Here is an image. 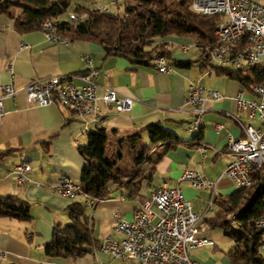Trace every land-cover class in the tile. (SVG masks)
<instances>
[{
    "label": "crops",
    "instance_id": "crops-1",
    "mask_svg": "<svg viewBox=\"0 0 264 264\" xmlns=\"http://www.w3.org/2000/svg\"><path fill=\"white\" fill-rule=\"evenodd\" d=\"M101 1L110 12L111 7H120L115 0ZM122 1L126 8L127 0ZM252 1L264 5V0ZM92 3L96 6L98 0ZM21 13V9H14L16 16ZM162 42L170 52L168 60L173 66V71L166 74L155 70L152 63L142 65L125 57L107 55L101 46L92 43L70 40V44H52L41 30L21 34L15 29L14 19L0 15V97L1 87L10 83L22 91L4 101L0 154H10L0 159V196H15L27 202L33 217L31 222L0 218V264H140L137 260L98 252L96 248L107 238L124 239L116 229L117 212L122 220H133L140 205L153 191L162 188L183 191L193 211L203 217L199 225L202 237L213 241L192 251L191 258L199 264H231L229 253L236 243L226 231L237 229L240 224L233 221L235 213L229 211L227 198L240 188H232L233 182L224 175L234 160L227 153V146L230 134L234 138L243 135L234 119L238 113L236 95L243 91L247 98L255 96L238 81L218 75L212 66L216 64L205 61L207 57L194 39L167 37ZM184 46L190 50L184 51ZM85 56L98 71V94L102 96L112 89L119 97H130L134 100L130 110L119 112L100 100L102 121L96 124L94 115L77 118L72 109L59 104L41 107L28 103L23 91L28 84L53 77L81 76L88 71ZM176 61H190L193 65L181 68L173 64ZM72 82L82 85L79 79ZM191 84L216 91L222 99L206 102L200 127L189 132L187 125L194 119L191 108L186 105ZM241 119L254 128H264L258 120L248 121L246 114ZM152 123L177 134L181 142L170 149L162 146L152 151V158L161 154L163 157L153 177L142 184L139 197H130L123 188H112L107 198L86 211L95 241L91 253L77 259L47 255L45 245L51 241L54 227L69 223L68 208L75 202L59 195L57 186L64 177L80 184L85 160L78 148L87 145L89 134L98 128H105L109 133L117 131L111 136L116 143L131 138ZM216 125L222 129L217 131ZM199 134H202L200 140H193ZM202 148L206 149L205 153ZM24 162L31 164L32 171L28 174L30 182L20 186L13 179L12 170ZM188 170L198 171L215 187L196 190L190 181L181 180ZM214 222H229L231 227H216ZM260 252L264 255L263 250Z\"/></svg>",
    "mask_w": 264,
    "mask_h": 264
},
{
    "label": "trees",
    "instance_id": "trees-1",
    "mask_svg": "<svg viewBox=\"0 0 264 264\" xmlns=\"http://www.w3.org/2000/svg\"><path fill=\"white\" fill-rule=\"evenodd\" d=\"M192 1L136 0L134 5H126L123 14H127V18L120 13L77 6L75 12H89V17L75 23L70 19H61L70 10L71 0H0V15L14 19L15 29L21 34L41 30L42 24L54 21L60 37L92 43L101 46L107 55L150 65L158 51H162L170 60V52L162 42L167 37L191 38L200 46L218 42L215 29L220 17L194 12ZM14 9H21L22 13L16 16ZM205 61L211 60L207 58ZM173 64L189 68L193 62L176 61ZM212 66L218 75L238 81L250 92L255 85L264 82V65L241 70ZM116 133L98 128L89 134L87 145L78 148L85 160L80 184L94 200L107 198L112 188H123L130 197H139L142 184L153 177L156 165L163 157L161 154L152 158V151L162 146L170 149L181 142L177 134L158 123H152L131 138L117 141L114 152L108 156V146L113 144L111 136ZM144 134L150 144L140 148L138 143ZM201 135L193 140H200ZM8 154H0V159ZM227 203L229 211L235 213L233 221L240 224L239 228L226 231V235L236 243L229 253L231 264H264V255L259 249L264 243V230L256 226V219L264 211V172L252 173V187L240 188L228 196ZM86 211L81 201H75L68 208L69 223L54 227L52 239L45 245L47 255L77 259L91 253L95 241ZM0 218L21 222L33 220L30 205L15 196H0ZM230 224L213 223L216 227L225 228H230Z\"/></svg>",
    "mask_w": 264,
    "mask_h": 264
},
{
    "label": "built area",
    "instance_id": "built-area-1",
    "mask_svg": "<svg viewBox=\"0 0 264 264\" xmlns=\"http://www.w3.org/2000/svg\"><path fill=\"white\" fill-rule=\"evenodd\" d=\"M191 6L196 13L220 17L215 29L218 42L200 46L196 41L202 54L217 67L241 70L264 65V5L252 0H193ZM101 10L108 12L105 8ZM88 17V13L69 14V19L75 23ZM123 17L127 18V14H123ZM56 24L54 21L42 24L41 31L47 41L70 44V40L58 35ZM183 49L189 51L190 47L184 46ZM83 60L87 63L88 71L81 76L53 77L28 84L23 89L28 103L41 107L59 104L72 109L77 118L94 115L96 124L102 121L98 107L100 100L119 112L130 110L134 103L132 98L119 97L112 89L106 90L102 96L98 94V71L91 66L89 57L85 56ZM151 63L159 73L173 71V66L162 51L154 54ZM73 79H79L82 85H75ZM21 92L13 83L1 87L0 121L5 113L4 101L15 98ZM253 94L254 98H247L243 91H239L235 97L238 113L234 119L243 130V135L240 138L229 135L227 153L234 160L227 166L224 175L237 188L252 187V173L264 172V128H254L241 119L242 114H246L248 121L258 120L264 126V82L254 86ZM220 99L222 96L218 92L191 84L186 105L191 108L194 119L187 125V131L200 127L206 102ZM216 129L220 131L222 126L216 125ZM205 152L206 149L202 148V153ZM31 171L29 162L18 164L12 170L13 179L23 186L30 182L28 174ZM181 180L190 181L196 190L215 187L198 171H186ZM57 193L73 201L82 199L87 210L103 200L92 199L70 177L60 181ZM115 218L116 229L124 239L117 241L107 238L96 248V251L106 252L115 258L137 260L140 264H199L191 258V252L213 244L212 240L202 237L199 225L203 217L193 211L179 188L153 191L131 221L122 220L118 212ZM256 226L264 230V211L256 219ZM259 248L264 251V243Z\"/></svg>",
    "mask_w": 264,
    "mask_h": 264
},
{
    "label": "rangeland",
    "instance_id": "rangeland-1",
    "mask_svg": "<svg viewBox=\"0 0 264 264\" xmlns=\"http://www.w3.org/2000/svg\"><path fill=\"white\" fill-rule=\"evenodd\" d=\"M71 1H72V6H71L70 10L67 12V14H65L61 18L63 21L69 20V14L71 12H75L76 11L75 9L77 8V6L85 7L88 10H93V9H98V8H104V7H106L101 0H98V5H96V6H93V3L92 2H94V0H71ZM110 1H113V0H110ZM115 1H117L120 4L119 5L120 7L119 8H117V6L111 7L112 13H120V14H123L125 12V2H123L122 0H115ZM165 1L168 2L169 0H165ZM127 3H128V5H134L136 3V0H127ZM87 13L89 14V12H87ZM138 144H139V147L140 148L143 147V146L149 145L150 142L148 140L147 135L143 136V138L139 141ZM116 146L117 145H116L115 142L113 144L112 143L109 144V146H108V153H107L108 156L112 155V153L114 152L113 149ZM153 157H156V154H154ZM231 187L232 188H237L234 184ZM231 187H230V189H231ZM232 192H230V193H232ZM223 194H225V193H223Z\"/></svg>",
    "mask_w": 264,
    "mask_h": 264
}]
</instances>
